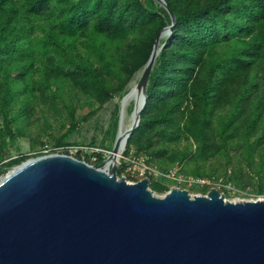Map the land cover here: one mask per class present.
Instances as JSON below:
<instances>
[{
    "label": "trees",
    "instance_id": "16d2710c",
    "mask_svg": "<svg viewBox=\"0 0 264 264\" xmlns=\"http://www.w3.org/2000/svg\"><path fill=\"white\" fill-rule=\"evenodd\" d=\"M165 1L176 17V26L161 42L165 47L150 76L147 105L127 151L133 146L146 151L155 136L163 144L177 143L186 136L199 145L202 158L240 140L252 166L253 155L264 144V0ZM37 20H46L51 27L50 31L42 27L45 40L35 37ZM171 25L164 8L154 12L145 0H0V120L4 125L0 129V160L5 158L7 137L15 139L8 107L18 95L34 88L47 99L51 87L63 81L101 105L114 98L108 83L110 77L120 78L113 69L117 62L107 61L100 49V68L82 61H72L66 67L52 56L36 68L38 53L61 49L58 36L82 37L92 31L111 41H125L136 35L132 50L139 62L136 66L132 60L125 62L128 82L136 71L144 69L158 37ZM235 44L243 47L229 51ZM126 85L122 81L119 91ZM228 105L232 111L220 122L222 143L218 146L213 137L214 121ZM249 105H254L251 112ZM76 133L73 121L61 142ZM166 153L163 148L157 156ZM191 156L187 150L172 160L182 163ZM76 159L95 166L105 161L99 153L78 154ZM124 169L122 165L118 176ZM255 173L264 176V166L259 165ZM193 174L204 177L199 172ZM151 189L160 194L170 191L159 183H153Z\"/></svg>",
    "mask_w": 264,
    "mask_h": 264
},
{
    "label": "water",
    "instance_id": "95a60500",
    "mask_svg": "<svg viewBox=\"0 0 264 264\" xmlns=\"http://www.w3.org/2000/svg\"><path fill=\"white\" fill-rule=\"evenodd\" d=\"M172 25L158 37L139 83L126 143L140 127L151 73ZM122 100L120 124L124 117ZM120 130L116 142L119 137ZM115 142V143H116ZM69 155L29 161L0 181V264H264V200L233 203L212 189L163 197L149 179L128 183L118 165Z\"/></svg>",
    "mask_w": 264,
    "mask_h": 264
},
{
    "label": "rangeland",
    "instance_id": "374dc122",
    "mask_svg": "<svg viewBox=\"0 0 264 264\" xmlns=\"http://www.w3.org/2000/svg\"><path fill=\"white\" fill-rule=\"evenodd\" d=\"M145 1L154 12H159L163 8L156 0ZM36 25L38 29L35 37L45 40L47 36L42 27L50 31V25L46 20H37ZM135 42L136 35H131L125 41H111L90 31L82 37L58 36L61 49L37 54L36 68L44 65L47 56L57 58L66 67L71 66L72 61H82L94 68H100L97 53L100 49L107 61L117 62L113 69L120 74V78L115 76L109 78L108 89L114 93V98L105 105L99 104L92 97L82 95L63 81L51 87L52 92L47 95V99H43L41 92L34 88L18 95L8 107L9 119L13 120L11 129L15 139L11 140L10 135L7 137L5 158L0 160V181L23 164L45 156L66 155L68 152L71 157L76 158L78 154L90 156L99 153L104 155L105 160L107 159L108 152L113 148L118 136L122 100L131 89L134 80L144 70L142 68L136 71L127 82L125 62L132 60V66L139 62L137 58H133L132 47ZM239 47L243 45H232L229 51ZM122 81L127 85L123 91H119ZM231 107V105L224 107L214 121L213 137L218 146L222 143L219 125L231 113ZM253 107L254 105H249L248 111L251 112ZM132 111L133 103L126 110L128 124H131ZM73 121L77 124V133L72 139L62 143V137L69 131ZM3 126L0 120L1 130L4 129ZM147 138H144V144H147ZM198 147L192 138L186 136L177 143L166 144L160 143L159 137L155 136L152 146L144 152H139L136 146L130 151L126 149L124 158L118 166V170L122 165L125 169L123 175L119 177L126 178L128 183L132 184L149 179L151 185L159 183L170 191L186 190L192 196H207L212 189H216L225 195L226 200L233 203L264 200V188L261 187L264 176L255 173L259 165L264 166V144L253 155L252 166H249V161L244 156L245 149L240 140L230 141L227 148L220 153H212L202 158L198 156ZM163 148L167 153L158 157L157 154ZM187 150L192 152L190 158L182 163L172 160L175 154ZM195 172L204 177L195 176L193 174ZM237 183H241L240 187ZM167 193L155 194L163 197Z\"/></svg>",
    "mask_w": 264,
    "mask_h": 264
},
{
    "label": "bare ground",
    "instance_id": "6f19581e",
    "mask_svg": "<svg viewBox=\"0 0 264 264\" xmlns=\"http://www.w3.org/2000/svg\"><path fill=\"white\" fill-rule=\"evenodd\" d=\"M165 38H166V33H164L162 38L160 39V44L155 51V55H157V53L159 52L158 50L162 45L161 42ZM158 57H159V54H158L157 58ZM143 74L144 73L142 71L141 75L134 80V82L131 85V89L129 90L130 95L123 102L125 113H124V117H123L121 124H120L119 137H118L117 142L114 144L113 148L108 152V156L106 159L107 162H106V166H105L106 169H111L113 165L119 166L121 160L124 158V155H125V152L127 149V143H126L127 133L131 127V124H128L126 121V110L132 103L134 104V102L136 101L138 104L137 111H136V114L134 117V119H136V117L138 116V112L140 110L141 95H142V88H139V83L143 78Z\"/></svg>",
    "mask_w": 264,
    "mask_h": 264
}]
</instances>
